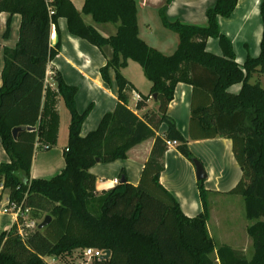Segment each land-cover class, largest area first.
<instances>
[{"label": "trees", "instance_id": "obj_1", "mask_svg": "<svg viewBox=\"0 0 264 264\" xmlns=\"http://www.w3.org/2000/svg\"><path fill=\"white\" fill-rule=\"evenodd\" d=\"M170 2L166 0L159 16L163 27L176 35L177 46L171 55H164L139 38L135 0H84L80 11L71 0H0V13L9 15L5 36L10 17L20 16L17 43L3 50L0 139L10 161L0 164V183L8 190L9 201L30 209L31 218L51 217L41 230L38 224L32 230L24 229L23 237L15 224L3 232L0 264H49L44 257L56 259L50 264H67L73 261L72 252L86 247L111 252L107 260L93 264H264V87L249 82L252 73L264 74V30L259 56L247 57L240 67L218 24V17L231 15L237 0H216L206 10L204 26L169 21L165 9ZM259 12L264 26V0ZM82 14L96 23L117 24L116 33L101 36L85 24ZM59 18L66 20L71 35L99 50L106 46L112 50L99 73L109 84V70L114 71L117 103L85 136H81V125L92 104L78 113L77 88L67 85L58 72L52 74L55 92L45 84L47 64L60 47L58 38L53 47L49 39ZM209 38L218 41L221 55L206 50ZM129 60L142 68L150 83L149 93L138 96L135 110L144 108L149 99L155 103L142 117L128 108L131 85L121 70ZM178 83L192 87L189 139L225 137L232 142L242 176L229 193L243 198L245 217L251 222L246 227L253 245L250 258L228 245L214 244L207 230L204 180L196 181L203 211L193 218L183 215L178 202L159 182L166 140L175 141L177 150L190 162L195 159L188 140L166 113ZM238 83L237 94L228 92ZM55 95L70 116L64 168L50 179H30L35 142H52L56 136ZM161 124L166 130L158 135ZM16 127L25 129L13 137ZM149 138L154 143L139 183L128 184L121 172L117 185L97 193L91 166L125 159L129 149Z\"/></svg>", "mask_w": 264, "mask_h": 264}, {"label": "crops", "instance_id": "obj_2", "mask_svg": "<svg viewBox=\"0 0 264 264\" xmlns=\"http://www.w3.org/2000/svg\"><path fill=\"white\" fill-rule=\"evenodd\" d=\"M135 1L139 38L162 54L171 55L176 49L177 37L173 32L163 27L159 16V10L165 5L166 0ZM215 1L171 0L166 6L165 16L169 21L204 26L206 25V10L212 7ZM261 1L237 0L229 17H218L220 31L230 40L235 62L240 67L247 57L257 58L260 54L262 30H264L259 12ZM71 2L80 11L84 0H71ZM8 16L7 13H0V86L2 83L3 50L4 48L12 49L15 47L19 33L20 16L14 14L10 17L8 35H4ZM82 18L85 24L93 27L103 37H109L116 33L117 24L115 23H96L88 14H82ZM57 38L60 41V47L57 55L47 64L46 72L47 74L58 72L67 85L77 88L74 100L78 113H82L92 104L91 111L81 125V136H85L96 129L102 116L112 112L117 103V85L114 71L109 70V84L102 80L99 73V69L106 64L111 56L112 50L107 46L99 50L86 40L71 35L67 30V23L64 18L57 20V29L55 26L50 29L51 47L54 46ZM206 50L212 54L221 55L216 39L209 38L207 40ZM133 64L137 63L129 60L126 67L121 70V74L131 85L130 90L127 91L128 108L137 116L142 117L154 108L155 103L153 100L151 103L147 100L144 108L135 110L138 96L149 93L150 83L146 87L145 94L136 90L132 78L127 77L124 73V71L132 68ZM249 82H258L261 87H264V74L252 73ZM50 83H52L51 80ZM54 87L51 86V89L55 92ZM240 88V83L234 84L228 88V92L237 94ZM191 96L192 87L185 83H178L166 113L175 121L181 135L188 140V148L193 156L201 160L207 175L203 182L206 196L209 194L212 198H216L230 195L229 191L242 176L241 168L232 151V142L225 137L189 139ZM53 100V110L58 117L56 136L52 142L42 140L35 142L29 172L30 179H50L64 168V151L68 141L70 116L60 96L55 95ZM165 130L166 125L161 124L157 134L161 135ZM153 143L154 138H149L129 149L125 159L110 163L97 162L91 166L89 172L96 178L95 189L97 193L107 191L117 185L115 180L119 182L121 172H123L128 184L136 186L139 183L144 164L149 158ZM176 145L167 147L164 153V169L160 174L159 182L178 202L183 215L187 218H193L203 211L197 189L195 169L193 163L180 154ZM9 161V156L3 149L0 139V164ZM8 200V190L4 189L0 183V235L15 224L12 215L2 211ZM208 213L209 220L211 217L209 208ZM246 227L247 225L243 228L244 234H246ZM207 230H209L208 221ZM244 237L249 240L246 235ZM211 238L213 237L211 236ZM231 247L236 250L239 246L234 244ZM80 256L81 250H75L71 254L73 261H69L67 264H77L80 261ZM43 259L47 262L48 259L52 258L44 257ZM52 260L55 261L56 259ZM97 261L104 260L91 259L87 264H93Z\"/></svg>", "mask_w": 264, "mask_h": 264}, {"label": "rangeland", "instance_id": "obj_3", "mask_svg": "<svg viewBox=\"0 0 264 264\" xmlns=\"http://www.w3.org/2000/svg\"><path fill=\"white\" fill-rule=\"evenodd\" d=\"M133 65L132 68L126 72L124 71V73L127 77L129 76V78H132L136 90L145 94L149 82L143 75L142 69L137 64ZM51 75L52 74L50 73L49 77H51ZM148 101L151 103L152 99H149ZM194 158L198 159L195 156ZM198 160L201 162L200 159ZM206 200L211 214V217L208 220V233L213 237L214 244L216 246L225 244L230 247L236 244L239 246L236 250L247 258H250L253 253V245L247 233L244 234L243 228L245 225H250L251 222L245 217L242 197L237 194H230L227 196L212 198L208 194ZM43 217L38 220V222H41ZM245 235L249 240L244 237ZM53 262L52 259L47 260V263L49 264Z\"/></svg>", "mask_w": 264, "mask_h": 264}, {"label": "built area", "instance_id": "obj_4", "mask_svg": "<svg viewBox=\"0 0 264 264\" xmlns=\"http://www.w3.org/2000/svg\"><path fill=\"white\" fill-rule=\"evenodd\" d=\"M53 11L49 9V14L51 15ZM51 74H53L51 72ZM50 80L52 83H50ZM45 84L48 86H55L52 75L49 77V74L46 72L45 77ZM165 144L167 147L176 145L175 141L166 140ZM118 183L117 180H115V184ZM4 213H9L12 215V217L15 219V225L18 229V234L23 237L24 235V229L26 230H32L34 229L38 221L36 219L31 218V212L28 207H24L21 204H17L16 202L9 201L7 202V205L5 208L2 209ZM104 255L103 249H96L92 247H86L81 250V256L80 261L77 264H87L91 259H100Z\"/></svg>", "mask_w": 264, "mask_h": 264}, {"label": "water", "instance_id": "obj_5", "mask_svg": "<svg viewBox=\"0 0 264 264\" xmlns=\"http://www.w3.org/2000/svg\"><path fill=\"white\" fill-rule=\"evenodd\" d=\"M155 96H153L154 98ZM25 129L24 127H16L14 129H12V135L13 137L16 136V133L20 130ZM27 130H33V128L31 127H26ZM194 169H195V177L197 180H205L207 175L205 173V170L203 168L202 163L198 160V159H193L192 161ZM121 182H124V179H121ZM51 217L49 215H46L43 220L38 224L37 228L39 230L43 229L45 226L48 225V223L50 222ZM110 250H104V255L102 257H100V259L102 260H107L110 257Z\"/></svg>", "mask_w": 264, "mask_h": 264}]
</instances>
